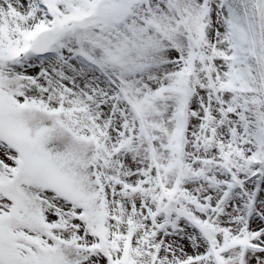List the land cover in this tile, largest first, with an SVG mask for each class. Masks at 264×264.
<instances>
[{"label": "rangeland", "instance_id": "1", "mask_svg": "<svg viewBox=\"0 0 264 264\" xmlns=\"http://www.w3.org/2000/svg\"><path fill=\"white\" fill-rule=\"evenodd\" d=\"M96 1L0 0V255L252 264L264 254L258 0H112L94 17ZM48 26L50 53L18 54Z\"/></svg>", "mask_w": 264, "mask_h": 264}, {"label": "water", "instance_id": "2", "mask_svg": "<svg viewBox=\"0 0 264 264\" xmlns=\"http://www.w3.org/2000/svg\"><path fill=\"white\" fill-rule=\"evenodd\" d=\"M261 1V13H262V21H263V32H264V0H260ZM102 5H104V3H102ZM111 10V5L106 6V8L104 9V12H108ZM53 40V37L49 38V41L47 43H50ZM0 264H9L7 262H5L3 259L0 258Z\"/></svg>", "mask_w": 264, "mask_h": 264}, {"label": "bare ground", "instance_id": "3", "mask_svg": "<svg viewBox=\"0 0 264 264\" xmlns=\"http://www.w3.org/2000/svg\"><path fill=\"white\" fill-rule=\"evenodd\" d=\"M252 264H264V254L261 252V249H258L254 258H252Z\"/></svg>", "mask_w": 264, "mask_h": 264}]
</instances>
